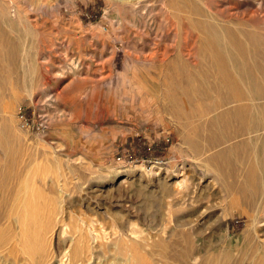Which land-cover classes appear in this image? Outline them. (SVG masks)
I'll return each instance as SVG.
<instances>
[{"label": "rangeland", "instance_id": "obj_1", "mask_svg": "<svg viewBox=\"0 0 264 264\" xmlns=\"http://www.w3.org/2000/svg\"><path fill=\"white\" fill-rule=\"evenodd\" d=\"M114 2L0 0V264H264V0Z\"/></svg>", "mask_w": 264, "mask_h": 264}, {"label": "built area", "instance_id": "obj_2", "mask_svg": "<svg viewBox=\"0 0 264 264\" xmlns=\"http://www.w3.org/2000/svg\"><path fill=\"white\" fill-rule=\"evenodd\" d=\"M18 122L22 127H39V125L43 124L42 121H36L34 118L30 117L29 115L26 114V112L23 109H20L18 111Z\"/></svg>", "mask_w": 264, "mask_h": 264}, {"label": "bare ground", "instance_id": "obj_3", "mask_svg": "<svg viewBox=\"0 0 264 264\" xmlns=\"http://www.w3.org/2000/svg\"><path fill=\"white\" fill-rule=\"evenodd\" d=\"M111 1V3H116V2H114V0H110ZM217 25V24H216ZM238 31V30H237ZM244 38V37H243ZM225 47V46H224ZM226 52V51H225ZM250 54V53H249ZM229 55V54H228ZM230 59V58H229ZM243 61V60H242ZM230 64H232V63H230ZM233 67V66H232ZM257 68V67H256ZM233 69V68H232ZM235 72V71H234ZM240 81H241V79H240ZM243 85H244V83H243ZM231 87V86H230ZM232 88V87H231ZM241 88V87H240ZM249 90H250V88H248ZM260 89V88H259ZM255 92V91H254ZM243 95V94H242ZM249 95V94H248ZM251 96V95H250ZM252 99V98H251ZM259 118V117H258ZM259 123V122H258ZM24 128H27V127H24ZM258 164V163H257ZM263 178V177H262Z\"/></svg>", "mask_w": 264, "mask_h": 264}]
</instances>
